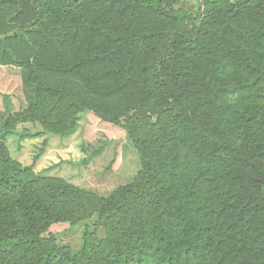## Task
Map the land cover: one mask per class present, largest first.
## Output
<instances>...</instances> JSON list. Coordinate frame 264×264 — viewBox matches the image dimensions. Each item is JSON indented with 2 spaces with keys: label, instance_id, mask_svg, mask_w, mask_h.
I'll return each instance as SVG.
<instances>
[{
  "label": "trees",
  "instance_id": "16d2710c",
  "mask_svg": "<svg viewBox=\"0 0 264 264\" xmlns=\"http://www.w3.org/2000/svg\"><path fill=\"white\" fill-rule=\"evenodd\" d=\"M198 2L31 0L19 26L22 4L0 0V67L35 88L1 129L0 264H264V0ZM87 111L122 125L140 156L134 183L107 198L8 145L40 126L20 135L49 137L40 158ZM94 217L105 237L86 227L79 254L45 237Z\"/></svg>",
  "mask_w": 264,
  "mask_h": 264
},
{
  "label": "rangeland",
  "instance_id": "374dc122",
  "mask_svg": "<svg viewBox=\"0 0 264 264\" xmlns=\"http://www.w3.org/2000/svg\"><path fill=\"white\" fill-rule=\"evenodd\" d=\"M17 1L22 4L23 11L20 14L14 12L11 16L15 18L14 23L24 26L34 17L31 8H26L31 0ZM167 1L171 8H184L193 13L199 3L198 0ZM34 103L35 88L28 82L26 72L17 67L0 69V135L9 115L19 113ZM41 130L36 125L19 126L20 134L8 139L12 157L25 166L34 165L39 175L62 178L74 186L107 198L118 189L134 183L141 171L140 156L122 125L104 121L93 111L82 114L75 134L67 139L57 138L56 146L49 153H45L47 149L44 147L48 136L20 138V135L36 134ZM42 150L45 152L39 158ZM96 221L97 217H94L77 227L56 224L45 237L53 236L59 247H70L74 254H79L86 227L93 233L97 232L99 238L105 237L103 229H95Z\"/></svg>",
  "mask_w": 264,
  "mask_h": 264
},
{
  "label": "crops",
  "instance_id": "0c3cea01",
  "mask_svg": "<svg viewBox=\"0 0 264 264\" xmlns=\"http://www.w3.org/2000/svg\"><path fill=\"white\" fill-rule=\"evenodd\" d=\"M3 67H0V69H2Z\"/></svg>",
  "mask_w": 264,
  "mask_h": 264
}]
</instances>
